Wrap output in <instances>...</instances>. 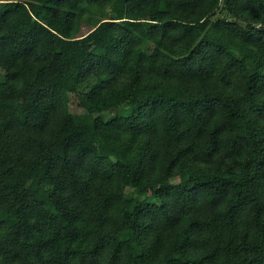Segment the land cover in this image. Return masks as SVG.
<instances>
[{
	"label": "trees",
	"instance_id": "obj_1",
	"mask_svg": "<svg viewBox=\"0 0 264 264\" xmlns=\"http://www.w3.org/2000/svg\"><path fill=\"white\" fill-rule=\"evenodd\" d=\"M0 264H264V0L0 1Z\"/></svg>",
	"mask_w": 264,
	"mask_h": 264
},
{
	"label": "rangeland",
	"instance_id": "obj_2",
	"mask_svg": "<svg viewBox=\"0 0 264 264\" xmlns=\"http://www.w3.org/2000/svg\"><path fill=\"white\" fill-rule=\"evenodd\" d=\"M0 1H6V0H0ZM146 15H147L146 12L141 13V16H146ZM62 102H63L64 111L70 117L69 128L71 130L88 129L92 126L93 115L77 102V98L74 95L64 91L62 93ZM127 192L131 193L132 191L131 189L128 188ZM135 196L136 195H134V197Z\"/></svg>",
	"mask_w": 264,
	"mask_h": 264
}]
</instances>
